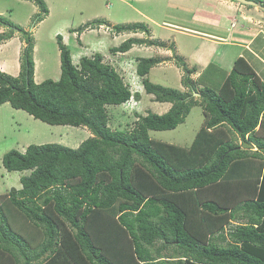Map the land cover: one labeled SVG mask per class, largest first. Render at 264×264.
Returning <instances> with one entry per match:
<instances>
[{
	"label": "trees",
	"instance_id": "obj_1",
	"mask_svg": "<svg viewBox=\"0 0 264 264\" xmlns=\"http://www.w3.org/2000/svg\"><path fill=\"white\" fill-rule=\"evenodd\" d=\"M251 1L264 7V0ZM34 2L41 21L47 7ZM102 24H86L79 34ZM0 25L27 43L19 76L0 71V105L92 135L76 149L29 145L2 156L7 172L28 174L19 190L0 197V264H264V84L245 59L234 61L218 90L199 91L202 125L188 147H179L149 132L175 129L199 102L148 80L160 58H138L135 70L145 93L171 107L113 131L106 107L133 95L101 54L74 65L57 35L59 78L36 84L30 34L2 16ZM113 31L149 36L142 24ZM10 37L0 35V43ZM136 44L164 47L129 38L110 52ZM174 58L186 74L183 85L195 92V70Z\"/></svg>",
	"mask_w": 264,
	"mask_h": 264
},
{
	"label": "rangeland",
	"instance_id": "obj_2",
	"mask_svg": "<svg viewBox=\"0 0 264 264\" xmlns=\"http://www.w3.org/2000/svg\"><path fill=\"white\" fill-rule=\"evenodd\" d=\"M42 1L47 7L48 15L41 21H36L35 16L40 14V11L34 0H0V16L30 34L33 43L31 57L34 64V83L47 79L57 81L59 78L57 35L61 36L63 44L69 49L74 65H78L80 57L101 54L103 62L121 76L133 95L124 104L106 107L109 118L107 126L113 131H127L132 129L139 115L144 116L148 112L160 115L171 107L170 103H159L153 95L145 93L142 78L135 70L138 58H160L161 63L150 69L148 80L165 88L191 94L193 100L199 102L190 108L183 123L175 129L149 132L150 138L179 147H188L191 144L202 125L204 114L198 89H195L198 93L195 95L183 85L186 74L176 64L174 57L181 58L187 68H193L195 61L201 59V63L206 66L200 69V83L205 88L210 86L212 90H218L223 83L225 72L220 71L219 75H216L212 70L219 67L228 70L224 59L229 60L236 53L238 48L234 41L242 31V26L247 27L244 21L228 9L231 17H234L232 20L236 19L235 26L230 28L231 22L223 19L219 30L213 29L215 26L211 24L216 25L217 16L226 12L220 4L221 0ZM227 1L235 2L223 0L226 3ZM233 3L230 4L234 5ZM192 13H195L196 17L192 16ZM261 14L264 15L262 12ZM95 21H103V24L94 25L92 29L89 27L79 34V28L86 24L91 26ZM129 24H142L147 28L149 36L125 32L116 34L113 31L115 26ZM10 31L13 32L12 35H8ZM228 31L232 32L231 38L225 42H219L208 35L226 37ZM0 35L11 36L0 43V71L11 77H18L27 43L20 32L5 25H0ZM129 38L159 41L164 47L136 44L125 53L110 52V48L119 46ZM170 45L173 46L172 49H169ZM135 94L138 97H135ZM89 137L92 135L85 127L48 125L23 110L12 108L9 103L0 105V197L6 196L12 189L19 190V178L28 174L7 172L1 162L6 152L15 150L24 153L29 145L43 144H59L76 149Z\"/></svg>",
	"mask_w": 264,
	"mask_h": 264
},
{
	"label": "crops",
	"instance_id": "obj_3",
	"mask_svg": "<svg viewBox=\"0 0 264 264\" xmlns=\"http://www.w3.org/2000/svg\"><path fill=\"white\" fill-rule=\"evenodd\" d=\"M220 2V0H219ZM230 3L233 2H223L221 0L220 4L222 7L226 9V12H223L224 15L220 14V16H217L218 21H216L214 25L215 27L213 29L219 30L220 25H222V20H228L231 22L230 28H233L236 24V19H233L234 17H231L232 14L228 13V9L233 11L235 14L234 16L240 18L242 21H244L247 25V27L242 26V31H240L237 35L236 42L238 50L234 55H232L229 60L224 59V64L228 66V70L225 71L222 68H214L212 72L216 75H219L220 71L225 72L224 78L229 74L231 71V67L233 66L234 61L238 57H242L245 59L247 64L254 70V72L257 74V76L260 78L262 83L264 84V15L261 14V12L264 14L263 11L259 10L257 7L252 8H244V5H238L239 3L234 2L232 5ZM221 11V10H220ZM205 14H210L208 12H205ZM237 14V15H236ZM192 16L196 17L195 13H192ZM257 30V31H256ZM231 31H228L227 36L223 37V35H216V34H208L210 38L218 40L219 42H225L228 38H231ZM261 37V38H260ZM232 43V42H231ZM187 59V58H186ZM188 60V59H187ZM199 59L198 61H195L196 64L194 65V73L191 75V80L193 82H196L197 86L202 88V85L200 81L197 82V79L199 78V72L202 70L206 65H203ZM199 68V69H198ZM231 68V69H230ZM201 69V70H200ZM209 85V84H208ZM209 88H211L209 86Z\"/></svg>",
	"mask_w": 264,
	"mask_h": 264
},
{
	"label": "water",
	"instance_id": "obj_4",
	"mask_svg": "<svg viewBox=\"0 0 264 264\" xmlns=\"http://www.w3.org/2000/svg\"><path fill=\"white\" fill-rule=\"evenodd\" d=\"M235 1L241 5H245V6H253V7H257L259 10L264 12V7L257 5L255 2L251 1V0H232ZM195 95H198L197 93H194Z\"/></svg>",
	"mask_w": 264,
	"mask_h": 264
},
{
	"label": "clouds",
	"instance_id": "obj_5",
	"mask_svg": "<svg viewBox=\"0 0 264 264\" xmlns=\"http://www.w3.org/2000/svg\"><path fill=\"white\" fill-rule=\"evenodd\" d=\"M257 4V3H256ZM257 5H259V4H257ZM245 6V5H244ZM261 6V5H260ZM253 7V6H252ZM189 69H191V68H189ZM194 72H192L191 74H190V76H189V78H190V80H191V75L193 74ZM198 81H200V76H199V78L197 79V82ZM191 82H192V84H193V86H194V88L197 90L198 89V91H200L202 88H203V86H202V88H200L199 86H197V84H196V82H193L192 80H191ZM184 92V91H183ZM193 94L194 93H196V92H192ZM200 93V92H199ZM198 94V93H197ZM200 95V94H199Z\"/></svg>",
	"mask_w": 264,
	"mask_h": 264
}]
</instances>
